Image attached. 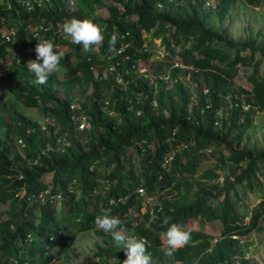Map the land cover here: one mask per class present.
<instances>
[{
  "label": "trees",
  "instance_id": "16d2710c",
  "mask_svg": "<svg viewBox=\"0 0 264 264\" xmlns=\"http://www.w3.org/2000/svg\"><path fill=\"white\" fill-rule=\"evenodd\" d=\"M8 1L0 4V57L13 54L0 80L23 106L39 107L50 120L42 127L37 118L0 96V202L10 205L0 218V264H39L40 257L42 263L66 251L62 226L69 217H74L78 229L91 228L101 236L93 251L98 264H123L124 246L100 230L95 218L102 208H110L112 215L130 225L124 212L132 205L139 209L140 197L134 191L139 181L158 192L162 206L152 220L141 211V217L131 223L132 234L149 242L151 264H251L241 250L239 235L264 218V192L249 208L239 209L237 200L243 186L262 183L264 148L240 144L239 135L248 123L243 104L264 107V74L253 66L246 74L248 86L235 89L238 66L254 63L253 38L235 41L204 21L205 5L221 16L234 0H214L213 4L206 0H73V5L70 0H48L44 13L36 3L26 9L18 0ZM247 1L257 4L259 0ZM100 3L106 8L105 16L94 13ZM73 16L103 26L104 43L85 53L71 39L40 29V35L54 44L69 43L70 48L60 62L62 76L34 85L27 63L28 58L36 59L38 40L29 24L44 20L62 28L64 20ZM3 24L15 27L8 39L1 35ZM149 33L159 36L170 54L149 58L147 73L142 74L135 64L151 54ZM112 34L118 37L116 48L120 41H129L124 48L127 57L109 52ZM143 39L147 48L140 47ZM176 53L184 66L172 63ZM161 71L168 73L167 79L153 75ZM116 73L127 78L125 87L115 84ZM74 82L82 84L81 98L68 89ZM88 86L90 90L83 92ZM106 97L112 114L100 107ZM79 109L89 119L83 128L75 127L70 116ZM64 131L69 142L58 145L57 136ZM18 136L23 145L17 142ZM132 148L139 155L137 171L130 158ZM169 149L173 155L166 169L160 160ZM207 150L214 154V161L201 165ZM101 176L110 181L104 195L91 190ZM46 186L61 192L59 210L55 202L37 199L36 193ZM124 194L123 200H108ZM196 217H218V236L212 239L210 233L186 224ZM171 223L193 231L191 242L169 257L160 231H167ZM26 232L32 235L30 240L25 239Z\"/></svg>",
  "mask_w": 264,
  "mask_h": 264
},
{
  "label": "rangeland",
  "instance_id": "374dc122",
  "mask_svg": "<svg viewBox=\"0 0 264 264\" xmlns=\"http://www.w3.org/2000/svg\"><path fill=\"white\" fill-rule=\"evenodd\" d=\"M214 1V0H213ZM8 0H0V4H7ZM73 5V0L69 1ZM204 11L207 12L204 19L205 24L208 25L212 30L219 31L220 29L224 30L228 37L231 39L238 40H248V37H252V44L255 47L254 53V63L247 66H238L237 73L234 76L233 87L239 89L242 87L248 86V79L246 74L254 66L257 70V73L264 74V0H259L256 3L249 2L247 0H234L221 16L217 15L215 9H209L206 5L204 6ZM40 9V8H39ZM45 8L41 7V12L44 13ZM106 8L101 3L97 5L94 13L99 16L106 15ZM30 28V26H28ZM150 37L153 40L150 46L151 54L149 57H140L137 59V65L145 67L148 66L149 58L162 57L165 56L161 54L163 50V44L159 43L157 39H153L151 33ZM157 38V37H156ZM70 39V38H66ZM155 42V43H154ZM57 47L61 48V51L65 52L70 48L69 43L59 42ZM245 51V50H244ZM12 52L7 53L4 57H0V72L11 63ZM28 57V55H27ZM178 59L177 53L173 56ZM19 55L17 56V59ZM30 60V58H28ZM28 60V61H29ZM62 72L57 76H62ZM167 84V83H166ZM81 83L74 82L71 84L68 89L73 94V96L82 97L81 95ZM90 90L88 86L87 89L84 88L85 93ZM0 96L8 99L14 103L17 109L23 111L24 113L30 115L31 117L37 118L38 121H42L44 115L42 110L39 107L34 106H23L21 101L16 98L13 93L2 83L0 80ZM243 110L247 111L248 123L243 126V129L239 135L240 144H245L257 149L264 148V107L258 108L255 105L247 106L243 104ZM5 114V111H4ZM204 155L207 156L201 162V165H206L208 162L212 164L214 161V154L210 151L204 152ZM135 149H131L130 158L134 165L135 170L139 169L138 166V157ZM128 165V163H126ZM49 177V174L46 175ZM262 183H257L253 188H248L243 186L242 192L239 193L241 197L237 200V207L239 209L249 208L256 200L259 195L264 192V175L261 179ZM1 183V181H0ZM158 192H155L154 197L158 200ZM234 203L235 198L231 195ZM142 204L143 200L139 199ZM215 203V200L212 201ZM236 203V204H237ZM60 205V200L56 202V208L58 209ZM90 207V205H88ZM217 209L219 207H216ZM10 209V205L7 201L0 202L1 215L4 216L6 210ZM59 210V209H58ZM59 216V214H58ZM134 218V217H133ZM132 218V219H133ZM74 217H69V220L66 221V224L62 226V231L65 233L67 238V249L64 254L61 256L51 257L50 260L43 261L41 264H98L96 256L93 254L95 249V243L100 242V235L93 232L91 228L78 229L76 224L72 221ZM131 219V223H133ZM247 219V216H245ZM259 225L257 227H252L246 234L239 235L241 250L244 255H247L250 259L251 264H262L264 262V218L259 220ZM189 227L199 228L208 233H210L214 239L219 234L221 228V221L218 217L213 218H202L201 220L196 218H190L186 222ZM130 233L133 229L131 225L127 227ZM166 233V230L160 231L161 237ZM43 260L42 257L38 258V261ZM37 262V261H36ZM172 264H181L179 261H173Z\"/></svg>",
  "mask_w": 264,
  "mask_h": 264
},
{
  "label": "clouds",
  "instance_id": "9594fccd",
  "mask_svg": "<svg viewBox=\"0 0 264 264\" xmlns=\"http://www.w3.org/2000/svg\"><path fill=\"white\" fill-rule=\"evenodd\" d=\"M42 6V5H41ZM105 29L90 18L71 17L64 20L62 33L65 38H70L73 44L83 46L85 53L93 52L104 43ZM36 45V59L29 60L27 69L34 75L31 81L34 85H45L49 78L62 72L61 59L65 53L57 51L52 40L39 39ZM118 37L112 34L108 40L110 53L119 55L116 44ZM42 61V62H41ZM101 214L95 218L96 226L105 233H110L114 241L125 248L126 259L123 264H151V255L148 253L149 242L144 237H138L129 232L125 222L119 216L111 214V209L102 208ZM171 218H165L164 223L168 224ZM191 228H185L177 223H171L163 235V249L165 255L171 257L182 247L187 246L192 240Z\"/></svg>",
  "mask_w": 264,
  "mask_h": 264
},
{
  "label": "built area",
  "instance_id": "2783aa9c",
  "mask_svg": "<svg viewBox=\"0 0 264 264\" xmlns=\"http://www.w3.org/2000/svg\"><path fill=\"white\" fill-rule=\"evenodd\" d=\"M18 1L21 5L25 6L26 9H30L33 6V4L36 3L39 6L40 11H41V7H44L46 10V1H48V0H18ZM205 2L213 4V0H206ZM157 5H160V2H157ZM29 26H30V29L32 31V35L37 36V38H39V39H48V37L40 35V32H39L40 29H49L52 32H56L57 34L63 36L62 28L59 26L52 27V25L50 24L49 21L46 23V22H44V20H41V21L36 22L34 24H29ZM14 31H15V27L13 24H10V25L3 24V27L1 29V35L5 39H8L14 33ZM141 31H142V35H146L147 32L143 28H141ZM153 39H157L158 42L160 43V37L159 36H154ZM38 43H39V41H38ZM128 43H129V41H120L117 45V50H120V52H122L123 58L128 56V53L124 51V48ZM174 46H176V44H174ZM140 47L141 48H147L148 47L146 40L143 39ZM27 51L28 52L30 51V47L27 48ZM161 54H163V55H169L170 54L169 50L167 48H165L164 45H163V50H162ZM172 59H173L172 63L175 65H178L181 67L185 65L184 63H182L177 58L172 57ZM108 67H110V68L113 67V64H109ZM135 69L137 70L138 73H142V74L147 73L144 65L139 66L136 63ZM153 75L154 76L157 75L158 77H161L163 79L168 78V73L165 71H161V72L153 74ZM114 82L119 87H125L126 82H127V78H123L122 75L116 73L114 75ZM136 93H140V92H138V90H137ZM70 106H73L72 101L70 102ZM128 106H131V103H129ZM100 107L103 111L107 112L108 114H112L114 112L113 107L109 104V99L107 97L102 98V100L100 101ZM70 116H71L72 122L75 124V127H77V128H83V127H86L89 125L88 115L83 109H79L77 111H72ZM49 118H50L49 116L44 115L43 120L41 122L39 121L40 125L43 127L45 124V121L50 120ZM16 139L20 145L24 144V141L22 140V138L20 136H18ZM57 141H58V145H65L69 142V140L65 134V131L62 134L57 136ZM60 147H62V146H60ZM172 155H173L172 149H169L166 153H164L162 155V158L160 160V164L162 166H164L166 169L169 168L170 159H171ZM74 180H75V178H73L71 180L70 188L73 187L71 185V183L74 182ZM109 186H110L109 179L107 177L101 176L98 178V182L92 186L91 190L93 193H100V194L104 195L106 193L107 189L109 188ZM134 191L136 192V195L139 196L141 200H143V202H142V204L140 203L139 209H137L136 206H129L128 209L124 212V214L127 215V217H130V218L134 217L135 218V217H138L140 215L141 211H146L147 212V220H152L156 216V211L160 210L162 208L159 200H156L154 197L155 192L149 191L142 181H139L135 185ZM125 196H126V194L117 195V197L113 196V197H110L108 200L115 202L117 200H123ZM36 197L39 201H49V202H55L56 203L58 200L61 199L62 194L60 191L51 190L49 186H46V187L40 189L36 193ZM31 237H32V235L29 232H26L25 239L30 240ZM141 237H143V236H141ZM10 259H12L14 261L16 260L15 256H10Z\"/></svg>",
  "mask_w": 264,
  "mask_h": 264
},
{
  "label": "crops",
  "instance_id": "0c3cea01",
  "mask_svg": "<svg viewBox=\"0 0 264 264\" xmlns=\"http://www.w3.org/2000/svg\"><path fill=\"white\" fill-rule=\"evenodd\" d=\"M132 206H133V205H132ZM124 215H125V214H124ZM125 216L127 217V215H125ZM140 217H141V214H140L138 217H135V218H133V219L130 218V217H129V218L132 219V220L134 221V219H136V218L138 219V218H140ZM133 221H132V222H133ZM134 222H135V221H134ZM130 225H131V227H132V224H131V223H130ZM125 227H126V228L129 227V225H125ZM132 229H133V227H132ZM132 231H133V230H132ZM161 231H164V230H161ZM100 240H101V236H100ZM96 243H97V242H96ZM96 243H95V244H96ZM98 243H101V241L98 242ZM53 248H54V246H53ZM53 248H52V249H53ZM95 248H96V246H95ZM94 250H95V249H94ZM94 250H93V251H94ZM65 252H66V251H61V252H59V255L61 256V255L64 254ZM93 254H94V253H93ZM94 256H95V255H94ZM41 261H42V260H41ZM41 261H37L36 263H39V264H40Z\"/></svg>",
  "mask_w": 264,
  "mask_h": 264
}]
</instances>
